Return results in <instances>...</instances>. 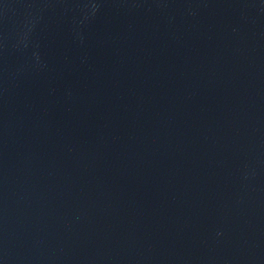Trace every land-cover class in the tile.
I'll return each mask as SVG.
<instances>
[{
	"label": "water",
	"instance_id": "obj_1",
	"mask_svg": "<svg viewBox=\"0 0 264 264\" xmlns=\"http://www.w3.org/2000/svg\"><path fill=\"white\" fill-rule=\"evenodd\" d=\"M0 264H264V0H71Z\"/></svg>",
	"mask_w": 264,
	"mask_h": 264
}]
</instances>
